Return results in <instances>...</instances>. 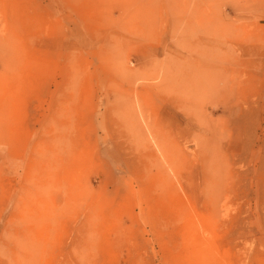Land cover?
<instances>
[{
    "label": "rangeland",
    "instance_id": "374dc122",
    "mask_svg": "<svg viewBox=\"0 0 264 264\" xmlns=\"http://www.w3.org/2000/svg\"><path fill=\"white\" fill-rule=\"evenodd\" d=\"M0 264H264V0H0Z\"/></svg>",
    "mask_w": 264,
    "mask_h": 264
}]
</instances>
